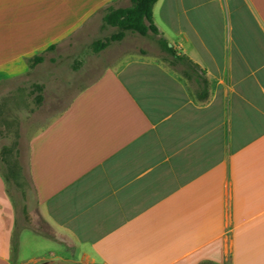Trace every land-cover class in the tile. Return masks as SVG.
Returning <instances> with one entry per match:
<instances>
[{
    "label": "crops",
    "instance_id": "obj_1",
    "mask_svg": "<svg viewBox=\"0 0 264 264\" xmlns=\"http://www.w3.org/2000/svg\"><path fill=\"white\" fill-rule=\"evenodd\" d=\"M129 6L0 0V86L53 79L41 102L56 103L90 70L67 76L74 40ZM153 19L155 49L120 51L10 157L0 141V166L27 167L54 234L22 229L12 258L0 169V264H264V0H158Z\"/></svg>",
    "mask_w": 264,
    "mask_h": 264
},
{
    "label": "rangeland",
    "instance_id": "obj_2",
    "mask_svg": "<svg viewBox=\"0 0 264 264\" xmlns=\"http://www.w3.org/2000/svg\"><path fill=\"white\" fill-rule=\"evenodd\" d=\"M115 32L116 29L105 25L103 20V22H98L90 27L88 32H84L87 34L85 38L74 40V42H79L73 50L74 53L70 57L66 56L62 61L67 76L77 75L81 66L85 69L86 67L90 68V70L87 72L85 70L80 71L79 82L73 87L63 88L59 93L61 97H57L56 103L41 102L43 94L46 97L58 94L55 93L53 79L47 81L50 86L46 87L45 90L41 87L42 85L44 86L42 81L41 84H34L35 86H32L31 82L26 83V81L22 85L12 82L0 86V141L7 144L8 157L13 153L16 145L19 144V139L25 142L28 141L35 129L43 127L53 117L57 116L75 94L89 83L91 78L96 77L102 69L116 61L120 51L128 47H140L143 45H151L152 50L155 49V44L150 42L149 37L142 38L139 35L129 33L130 37L124 43L112 42L103 52L96 54L93 51V43L97 40L110 39ZM70 44H73V42H70ZM163 60L171 68L179 69L171 58ZM36 112H40V114L35 115ZM33 123H37L34 128L32 127ZM25 154L24 152L23 157L26 156ZM25 162V159L22 160L23 164ZM11 163L12 161H9L7 167L0 166V169L7 174L9 194L15 207L17 221L14 231L20 234L22 229L27 228L34 233L53 236L52 229L34 210L36 200L33 195L27 167L25 165L20 167L10 165ZM67 250L71 253V257L66 258H80L79 250L76 246L67 245ZM71 264L81 263L73 261Z\"/></svg>",
    "mask_w": 264,
    "mask_h": 264
},
{
    "label": "trees",
    "instance_id": "obj_3",
    "mask_svg": "<svg viewBox=\"0 0 264 264\" xmlns=\"http://www.w3.org/2000/svg\"><path fill=\"white\" fill-rule=\"evenodd\" d=\"M158 0H131V6L125 8H110L104 16V23L116 29V32L106 40H97L93 43V51L99 53L105 50L112 42H120L129 34H136L142 38L157 36L159 30L153 19V7ZM162 51L174 55L172 48L165 39H157ZM54 46H51L53 49ZM42 57H37L36 62H41ZM19 244V232H13L12 251L13 258H17Z\"/></svg>",
    "mask_w": 264,
    "mask_h": 264
}]
</instances>
